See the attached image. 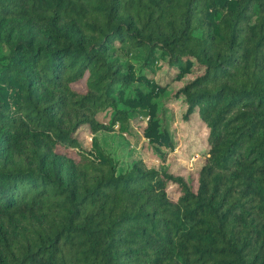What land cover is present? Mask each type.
<instances>
[{"label":"trees","instance_id":"trees-1","mask_svg":"<svg viewBox=\"0 0 264 264\" xmlns=\"http://www.w3.org/2000/svg\"><path fill=\"white\" fill-rule=\"evenodd\" d=\"M168 89L195 175L82 145ZM0 264H264V0H0Z\"/></svg>","mask_w":264,"mask_h":264},{"label":"rangeland","instance_id":"rangeland-1","mask_svg":"<svg viewBox=\"0 0 264 264\" xmlns=\"http://www.w3.org/2000/svg\"><path fill=\"white\" fill-rule=\"evenodd\" d=\"M143 56L142 52L132 50L131 58L138 60ZM170 69L168 74L161 71L154 73L155 80L165 82L171 78ZM189 77V76H188ZM183 81L174 82L172 88L182 86ZM170 89L162 93L155 100L158 102L160 111L163 113L164 127L169 132L172 140V150L167 154L165 159H159L154 151L148 147L146 139L142 134V128L145 127L147 116L143 113H134L131 117V123L127 133L120 134L115 127L111 130H99L92 133L87 126L82 128L80 140L84 147L91 149L94 139H98L100 145L108 152H112L120 162V167L125 168L133 158L143 160L149 167L160 168L168 167L172 172H179L188 175L189 172L196 174L198 167L203 163L205 158L206 146L204 139L206 131L199 127L198 124H190L182 119L183 104L180 99L176 102H166ZM99 119L107 125L108 117L102 115Z\"/></svg>","mask_w":264,"mask_h":264},{"label":"built area","instance_id":"built-area-1","mask_svg":"<svg viewBox=\"0 0 264 264\" xmlns=\"http://www.w3.org/2000/svg\"><path fill=\"white\" fill-rule=\"evenodd\" d=\"M147 119H148V117H147ZM114 127L119 130V124L118 123Z\"/></svg>","mask_w":264,"mask_h":264}]
</instances>
